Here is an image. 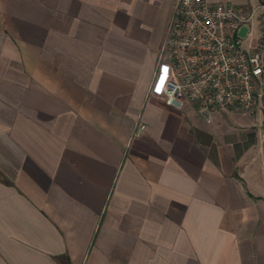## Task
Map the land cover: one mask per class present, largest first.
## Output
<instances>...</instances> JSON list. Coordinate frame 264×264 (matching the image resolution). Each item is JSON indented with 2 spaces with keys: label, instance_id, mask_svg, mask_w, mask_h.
Returning <instances> with one entry per match:
<instances>
[{
  "label": "crops",
  "instance_id": "0c3cea01",
  "mask_svg": "<svg viewBox=\"0 0 264 264\" xmlns=\"http://www.w3.org/2000/svg\"><path fill=\"white\" fill-rule=\"evenodd\" d=\"M176 2L0 0V264H264V112L147 98Z\"/></svg>",
  "mask_w": 264,
  "mask_h": 264
},
{
  "label": "built area",
  "instance_id": "2783aa9c",
  "mask_svg": "<svg viewBox=\"0 0 264 264\" xmlns=\"http://www.w3.org/2000/svg\"><path fill=\"white\" fill-rule=\"evenodd\" d=\"M254 12L219 1L177 0L147 98L181 109L191 105L208 117L228 108L263 113L264 45L247 48L239 34L242 25L252 26ZM145 128L139 120L133 134Z\"/></svg>",
  "mask_w": 264,
  "mask_h": 264
},
{
  "label": "rangeland",
  "instance_id": "374dc122",
  "mask_svg": "<svg viewBox=\"0 0 264 264\" xmlns=\"http://www.w3.org/2000/svg\"><path fill=\"white\" fill-rule=\"evenodd\" d=\"M248 30H249V26L242 25V27L240 29V35L245 37L247 32H248ZM254 37H255V39H257V37H258V26H257V24H256V30H255V33H254Z\"/></svg>",
  "mask_w": 264,
  "mask_h": 264
},
{
  "label": "snow or ice",
  "instance_id": "6c2138e0",
  "mask_svg": "<svg viewBox=\"0 0 264 264\" xmlns=\"http://www.w3.org/2000/svg\"><path fill=\"white\" fill-rule=\"evenodd\" d=\"M167 70L165 69V72H166ZM163 84V77L161 78V85ZM157 91H160V88L158 87L157 88Z\"/></svg>",
  "mask_w": 264,
  "mask_h": 264
}]
</instances>
